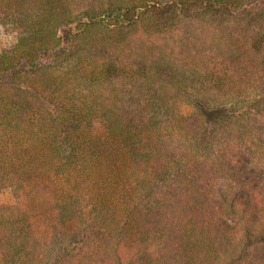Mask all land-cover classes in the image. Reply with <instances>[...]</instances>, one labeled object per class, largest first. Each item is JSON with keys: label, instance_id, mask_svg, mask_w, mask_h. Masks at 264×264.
I'll return each mask as SVG.
<instances>
[{"label": "trees", "instance_id": "trees-1", "mask_svg": "<svg viewBox=\"0 0 264 264\" xmlns=\"http://www.w3.org/2000/svg\"><path fill=\"white\" fill-rule=\"evenodd\" d=\"M0 25V264H264V0H0Z\"/></svg>", "mask_w": 264, "mask_h": 264}, {"label": "rangeland", "instance_id": "rangeland-1", "mask_svg": "<svg viewBox=\"0 0 264 264\" xmlns=\"http://www.w3.org/2000/svg\"><path fill=\"white\" fill-rule=\"evenodd\" d=\"M204 23L205 22H202L201 24H199L197 26V29H194L192 26H196V25H193L192 22H188V23L184 22V23L180 24V31L181 30H186V31H190V32H191V30L195 31L201 27H205L203 25ZM208 32H209V30H208ZM164 33H165V35H164ZM164 33L159 34L156 38L153 39V41H155L157 43V45H160V44H163L164 39H166V41H167L166 46L168 48H169V46L172 47L174 49V52L178 51V49L176 50V46H174L173 44L175 43L176 40L178 41V38H179L178 33L179 32L178 31H172V32L166 31ZM15 40H16V33L13 31V28L10 25H0V52L3 50H8L9 48H11L13 43H15ZM148 50H151V49H148ZM157 50L158 49H155V52H158ZM166 50L169 54H172V55L174 54L172 49H166ZM156 55H157V53L155 54V56ZM182 112L185 115L188 114L189 108L185 107L184 105H181V107H179V109H178V113H182ZM1 198L3 199V201H6V200H9L10 197L7 194Z\"/></svg>", "mask_w": 264, "mask_h": 264}]
</instances>
